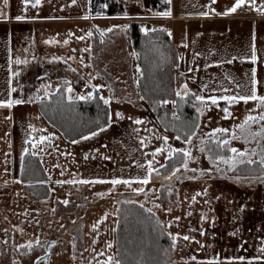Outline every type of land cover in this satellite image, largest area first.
Listing matches in <instances>:
<instances>
[{
	"label": "rangeland",
	"instance_id": "obj_1",
	"mask_svg": "<svg viewBox=\"0 0 264 264\" xmlns=\"http://www.w3.org/2000/svg\"><path fill=\"white\" fill-rule=\"evenodd\" d=\"M19 1L9 0L4 6L0 0V10L8 15L11 11L15 21L8 23L9 26L0 24V40L4 41L8 36L9 58L28 61L27 64L11 65L13 71L20 73L12 80V87L17 88L12 98L27 100L30 96H42L45 93V89L40 88L42 84L51 85L47 88L50 93L61 79L70 82L74 98L93 92V85H103L98 91L105 99L111 98L108 107L112 122L110 127H104L105 131L96 130L97 136L88 140L78 138L79 143L73 144V140H65L43 118L36 100L11 109L0 108V264H103L108 256L118 259L116 224L118 208L123 201L137 202L151 209L167 234L175 236L179 233L181 238L175 248L171 247L169 264H207L213 259H218L220 264H248V261L264 264V253L259 251L264 248V182L259 179L264 172L240 175L218 160L212 163L209 156L215 159L219 155L213 156L208 142L212 140L216 144L218 140H229L230 144L222 147L227 149L221 154L226 157L232 155L228 150L231 147L249 152L255 149L257 154L252 158L259 161L264 141L258 143L249 137L245 143L239 129H235L239 139H231V135L234 126L242 123L247 115L258 116L264 109L256 101L229 104L219 100L218 106H212L201 115L194 106H200L199 102L190 95L185 99L193 108L200 128L194 130L196 135L191 144L185 139L177 140L157 124L145 100L138 95L136 80L140 73L136 68L138 65L141 69L140 56L130 55L139 52L132 45L129 28L126 35L119 30L107 33L103 38L99 35L96 45L91 37L78 39L85 30L91 31V25L96 26L100 34L113 25H129L136 19L146 21L131 16L141 14L139 0H107L109 4L105 9L111 13L103 12V0H92L91 5L88 0H77L75 5L71 0H47L41 8L29 4L26 21H16ZM221 1H217L216 6L223 5ZM181 2L176 4L171 17L156 16L154 10L152 14H146L151 29L171 32L168 36L174 52L171 66L174 94L178 87L187 83L192 93L206 98L210 95H250L251 69L256 68L257 94L264 95V14L254 9L248 17L240 16L241 11L237 15L219 17L179 16L200 13L201 8L199 0ZM255 4L260 8L264 6V0H255ZM164 7V3L155 5V9ZM89 11L92 20H88L89 15L88 19L81 18L91 14ZM116 11L121 18L114 20ZM125 11L129 18H124ZM98 12L103 14L97 15ZM44 16L55 22L41 23L35 19ZM71 19L77 21L72 23ZM76 26L77 36L70 32ZM253 36L258 57L256 63L251 61ZM47 40L59 43H45ZM89 47L90 52L82 51ZM0 56V78H4L11 73L5 69L4 65L8 67L9 63L4 61L2 46ZM56 57L60 59H54ZM229 60L232 62L228 63ZM2 82L0 79V84ZM223 89L228 91L225 93ZM68 95L66 91V97ZM225 107L231 113L227 119L222 111ZM117 112L124 118H118ZM9 116L11 120L6 119ZM137 118L143 123H134ZM259 127V122L250 125L252 131H258ZM216 128H225L228 132L210 138L208 134ZM49 134V141L38 143L41 135ZM164 135L168 136V145L172 148L191 151L187 171L181 167L182 154L177 153L180 160L175 168L180 171L170 179L166 177L171 171H159V175L153 173L148 185L56 183L72 179L143 178L148 160H152L159 170L167 159V145H164L163 153L152 155L164 144L157 137ZM33 143L37 144L35 148H32ZM28 146L40 156L48 174L50 192L41 200L33 199L18 178L21 158ZM140 187L144 188L143 192L134 191ZM205 190L207 195L203 194ZM193 196H196L195 201ZM64 200L69 203L63 204ZM176 217L180 219L176 220ZM201 230L204 235L200 234ZM184 235L193 239L185 241ZM37 237L41 246L32 252L25 254L26 250L19 248ZM52 241L56 243L49 250ZM109 243L113 245L111 249L107 247ZM241 256L245 257L244 261L239 260Z\"/></svg>",
	"mask_w": 264,
	"mask_h": 264
},
{
	"label": "trees",
	"instance_id": "obj_2",
	"mask_svg": "<svg viewBox=\"0 0 264 264\" xmlns=\"http://www.w3.org/2000/svg\"><path fill=\"white\" fill-rule=\"evenodd\" d=\"M147 21V20H146ZM141 20H132L129 25V34L133 47L138 50L140 66L143 75L136 82L138 95L144 96L145 103L152 111L157 124L174 136L179 135L185 139L195 130L197 124L194 110L186 99L181 101L173 92L172 82V52L170 38L166 31L149 32L147 35L141 31L142 27L151 29L150 23ZM92 41L98 43L99 32L96 26L91 25ZM64 79L60 80L56 89L50 95H42L43 101L36 100V106L43 118L51 124L60 135L68 141L76 140L82 136L98 130L107 125L109 114L108 104L100 100V92L93 91V99H73L71 102L66 97V85ZM59 89V91L57 90ZM175 100L173 105L160 104L161 100ZM173 112L179 117L175 119ZM209 147L213 156L225 154L227 149L217 148L216 144L209 140ZM29 152L22 155L19 171V180L24 183L26 192L36 200L48 197L50 188L47 184L48 174L44 168L40 156H33ZM178 154L171 159H165L159 171L170 175L175 171L179 162ZM23 167V171L21 170ZM260 165L239 164L235 173L240 175L259 174ZM173 176V175H172ZM171 176V177H172ZM45 181V183H40ZM156 214L146 211V208L137 202L126 203L123 201L118 208L116 231L117 258L122 264H169V253L172 240L163 230Z\"/></svg>",
	"mask_w": 264,
	"mask_h": 264
},
{
	"label": "snow or ice",
	"instance_id": "obj_3",
	"mask_svg": "<svg viewBox=\"0 0 264 264\" xmlns=\"http://www.w3.org/2000/svg\"><path fill=\"white\" fill-rule=\"evenodd\" d=\"M22 2H23V5L25 6V12L27 11V6L29 4H31V6L33 8H35V7H37V6H39L41 4V0H35L34 3H32L31 0H22ZM3 3H4V6H7L8 3H9V0H3ZM71 3L73 5H75L77 3V0H71ZM166 3L171 4V0H166ZM212 3L213 4L216 3V0H212ZM246 3L250 4V6L253 9H255L256 11L261 12L262 14H264V6H261L260 8H257L256 4H255V0H235V2L232 4V6L228 7L223 13H216L214 8H211L210 11L212 13H215L216 15L227 16L229 14L236 13L237 10L242 8ZM88 4L91 5V0H88ZM107 7H108L107 4H103L102 5V8H107ZM102 14L103 13H100V12L97 13V15H102ZM154 15L161 16V17H171L172 12H171V9L169 8L168 10L163 11V12H156V13H154ZM199 15L208 16L209 12L202 11V12L199 13ZM88 18H89V16H85L84 17V19H88ZM124 18H129L128 17V13L126 11L124 12ZM11 19H12V17L10 15L5 13L3 10H0V20H11ZM25 19H26L25 15H17L15 17L16 21H23ZM129 27H130V25H128V24L113 25L112 27H109V28L101 31L100 35L103 38L107 33H112L114 30H119L121 33H124L126 35L127 29ZM141 31H143L147 35L150 31L151 32H156L157 29H155V28L149 29L147 27H142ZM160 31H165V30L164 29H160ZM92 35H93L92 31H89L87 33V36H89V37H91ZM168 35L171 36V32H168ZM84 38L85 37H83V36L78 37V39H80V40H83ZM54 42L55 43H59V41H54V40L45 41V43H54ZM64 43L67 44L68 41L65 40ZM183 46L187 47V44H184ZM25 51H27V49H25ZM73 51H75V50H73ZM82 51L83 52H90L91 48L90 47L89 48H85V49H82ZM130 55H132L134 57H138L139 53L132 52V53H130ZM197 55H199V54L197 53ZM54 59H60V58L56 57ZM257 59H258V57H257V51H256V47H255V36H253V44H252V49H251V61L253 63H256ZM81 62L83 63V59L81 60ZM227 62L231 63L232 61L229 60ZM8 63H9V69L8 70L11 73V75L9 76V79L7 81V83H8V98L4 99V100H0V108L11 109V108H13L16 105H22V104H25V103H32V102H34V100L43 101L44 97L39 96V95H36L35 97H31L30 96V97H28L27 100L22 99V98H12V93L17 92V88L12 87V80H13L14 77H18L20 75V73L13 71L11 65L12 64H17V65L27 64L28 61L26 59H20V58H16L15 60H13L10 57ZM85 66L87 67V65H85ZM72 71H75V69H72ZM136 71L139 72L141 75H143V72H142V70L140 69V67L138 65H137ZM189 71H192V69H189ZM256 71H257L256 68H252L251 69L252 76H251V94L250 95H243V94L221 95V96L210 95V96H208L206 98L204 95H197L195 93H192L191 90L189 89L187 83H184L183 85L178 87L176 89V91H175V95L177 97H180L181 101H183L185 99V97H188L190 95L193 96L195 101L199 102L200 106H196V105H194V106L196 107L197 113H199L201 115H203L205 110H210V108L212 106H218L219 100L227 101L229 104L239 103L240 101H243L245 104H247L248 101H256L258 106L260 108L264 109V95H258L257 94L256 85H257L258 81L256 80ZM181 75H183V73H181ZM137 83H138V81H137ZM64 84L67 86L66 87L67 93H69L67 99H68V101L71 102L74 99V97L71 95V93L73 92V88H72V86H71L69 81H64ZM50 87H51V85H43V84L40 86V88L45 89V93H44L45 96L50 95V93L47 91V88H50ZM101 87H103V85H93L92 86L93 90H98ZM204 87L207 88L208 85H204ZM57 90L59 91V89H57ZM39 91H40V89H37V92H39ZM223 91L226 93L228 91V89H223ZM93 98H94V96H93V92L92 91L88 92L87 95H79V96L75 97V99H79V100H88V99H93ZM144 98H145L144 96H140L141 100H143ZM99 99L103 100L104 104H106V105L110 104V102H111V98L105 99L103 96H100ZM209 101H210V104H209ZM159 103L160 104H169V103H171L173 105H176L177 102L175 100L169 101V100L165 99V100L159 101ZM222 111L225 114V116H224L225 119H227L231 115V113L229 112L227 107L222 109ZM116 116L118 118H120V119L124 118L123 114L119 113V112L116 113ZM173 117L175 119H179V117L176 115L175 112H173ZM6 119L7 120H11V117L10 116L6 117ZM129 119H131V117H129ZM111 122H112V116H111V114H108L107 125L109 127L111 126ZM257 122L260 123L259 130L258 131H252L251 128H250V125L252 123H257ZM134 123L142 124L143 121L137 118V119H135ZM29 127H31V125ZM194 128L195 129H199L200 125L199 124H195ZM235 129H239L240 130L241 135L243 136L245 143H248V138L249 137H251L253 140H257L258 143L260 141H264V111H262L258 116L247 115L242 123H240L238 125H235L234 129L232 131L231 139H239L240 138V137H238L236 135ZM103 131H105V128L104 127H100L99 128V132H103ZM99 132L92 131L89 135L82 136L81 139L88 140L90 138H93V137L97 136L99 134ZM226 132H228V129L216 128V129H213V131L211 133H209L208 135H209L210 138H214L217 133H226ZM195 135H196V131H192L190 135L186 136L185 142L191 144L192 137L195 136ZM157 138L158 139H162L164 144H162L161 147L155 149V152L152 153L153 157H155L157 154L163 153L165 151L164 145H167V154H168L167 158L171 159L177 153L182 154L183 162H182L181 167L187 171L188 168H189L188 161H189V159L192 158L191 151L187 150V149H183V148H172L171 145H168V136H166V135H164L162 137H157ZM180 138L181 137L179 135L176 136L177 140H179ZM30 139H34V138L30 137ZM50 139H51V134H49L47 136L41 135L40 138H39L38 143L42 144L45 141H49ZM27 142L28 141H26V143ZM72 143L76 144V143H79V141L73 140ZM141 143L143 144L144 141H141ZM229 144H230L229 140H218V141H216V147L218 149L221 148V147H224V146H228ZM36 146H37L36 143L32 144V148H35ZM228 150L232 153L231 156H227L226 157L224 155H219L215 159H213V157L210 155L209 156L210 161L212 163H216L217 160H218L220 163L229 165L230 169H235L238 164H245V165L257 164V161L252 158L253 156H255L257 154L255 149H253V150H251V152H249L248 149H245V150L241 151V150H239V149H237L235 147H231ZM201 151H204V149L201 148ZM24 152L25 153L29 152V149L25 148ZM31 154L33 156L37 155V153L35 151H32ZM259 157L260 158H259L258 163L260 165L261 171L264 172V146L261 147V150H260V153H259ZM85 159H88L87 155H85ZM105 159H110V157H105ZM138 167H143V165H138ZM160 167L163 168V167H165V165L161 164ZM21 170L23 171V167H22ZM179 171H180V168H176L172 175L173 176L176 175V173H178ZM192 171L195 172L196 169H192ZM153 173H156L157 175H159V170L156 169L153 166V161L152 160H148L147 161L146 175L143 178H138L136 180H132V179H117V178H113L111 180H104V179H97V180L81 179V180H76V179H72V180H69V181L58 180V181H56V183L57 184L69 183V184H74V185L75 184L91 185V184H96V183H99V184L109 183V184H111L113 186L121 185V184L127 185V186H131L133 183H138L140 185H148L150 183L151 179H152ZM170 178L171 177H166V179H170ZM237 179H239V177H237ZM259 179H260L261 182H264V176H261ZM40 183H45V181H40ZM134 191L143 192L144 188L143 187L136 188V189H134ZM203 194L207 195V190H205ZM97 195L103 196L104 194L103 193H98ZM196 195L197 196L201 195V193H196ZM195 199H196V196H193L192 200L195 201ZM62 203L67 205L69 203V201L68 200H64V201H62ZM126 203H133V201H126ZM141 207H143V205H141ZM157 207H159V205H157ZM53 211H55V209H53ZM146 211L151 212L152 210L151 209H146ZM169 211H171L170 208H169ZM189 215H191V213H189ZM179 219H180V217H176V220H179ZM202 219H207V217L206 216H202ZM157 223H159V221H157ZM169 226H171V225H169ZM21 231H23V230L21 229ZM200 234L204 235V231L201 230ZM168 235L172 238L171 247L175 248L177 240L181 238L179 233H177L175 236H173L172 233H168ZM233 235H235V233H233ZM182 239L185 240V241H189V240H191L193 238L188 236V235H184L182 237ZM55 243H56V241H52L51 242V244L49 245V250H51V247L53 245H55ZM197 243H199V242L197 241ZM37 246H41V241H40V239L38 237L35 239V241H31L30 240L26 244L19 245V248L25 249L26 250L25 254H27L29 252H32L34 250V248L37 247ZM112 246H113L112 243H109L107 245V247L109 249H111ZM73 247H75V245H73ZM201 247H203V245H201ZM259 251L264 253V248L259 249ZM101 255H103V253H101ZM192 259L195 260L196 258L192 257ZM255 259L259 260L260 257H256ZM239 260L240 261H244L245 257L241 256V257H239ZM14 264H16V262H14ZM103 264H122V261L120 259H116L113 256H108L107 259L103 262ZM141 264H142V262H141ZM207 264H220V261L218 259H213V260L207 261ZM248 264H252V261H248Z\"/></svg>",
	"mask_w": 264,
	"mask_h": 264
},
{
	"label": "crops",
	"instance_id": "obj_4",
	"mask_svg": "<svg viewBox=\"0 0 264 264\" xmlns=\"http://www.w3.org/2000/svg\"><path fill=\"white\" fill-rule=\"evenodd\" d=\"M33 1H35V0H33ZM135 1H138V0H135ZM182 1H184V0H182ZM199 1L201 2V8L199 9L200 12H202V11L209 12L208 16H201V15H199V13H196V14L195 13L194 14H192V13H182V14H178V15L179 16H198V17H212L213 15L214 16H218V17L219 16H224V15H216L215 13H212L210 11V9L214 8L216 13H223L228 7H231L232 4L235 2V0H222L221 2L223 3V5L216 6L217 5V1H219V0H216V3H214V4L212 3V0H199ZM19 2H20L19 6L17 7V11H19V12L17 14H15V16L16 15H25L27 17L29 14L25 13V6L23 5L22 0H20ZM46 2H47V0H41V4L38 7L41 8L42 4H45ZM103 2H104V4L105 3L109 4V3H107L108 2L107 0L106 1L103 0ZM139 2H140L141 14H136V15L134 14V15H131V16H135L136 18H143V19L145 18L147 20L148 15L152 14L153 10L157 11V12H163V11H166V10H168L170 8L171 12L173 13L174 12V8L177 7L176 4L180 3L181 0H171V4L166 3V0H139ZM91 3H92V0H91ZM156 3H164L165 7L163 9L162 8L155 9ZM181 4H182V2H181ZM28 6H27V8H28ZM102 9L104 10L103 12H105V13H111V12H108L105 8H102ZM253 10L254 9L250 6V4L246 3L242 8L238 9L236 13H232V14H229V15H237L238 12L241 11L240 16L248 17V16H252ZM22 12H24V13H22ZM90 12L91 11H89V13ZM248 12H251V13H248ZM114 13H116V15H114V16L118 17V18L113 17L114 20H117V19L121 18V16L118 15L119 12L116 11ZM146 14H148V15H146ZM88 15L91 16V18H89L88 20H90V19L92 20V12H91V14H88V13L85 14V16H88ZM229 15H227V16H229ZM10 16H11V11H10ZM45 18H46V16L41 17V18H36L35 17V19L36 20L39 19L38 22L40 21L41 23L47 22V21L48 22H55L54 21L55 19H48L47 20ZM81 18H84V17H81ZM136 20H138V19H136ZM25 21H26V19H25ZM57 21H59V19ZM70 21L73 23V22H76L77 20L71 19ZM148 21L150 22V20H148ZM2 23H4L5 25L9 26L12 23H15V21L13 19H11V20H0V24H2ZM8 23H11V24H8ZM150 24H151V22H150ZM5 30L6 29H4V31ZM70 32H72L73 35L77 36L78 35L77 26H76V28L75 27L71 28ZM87 33H88V29H87V32L85 30V34L83 33L82 36L89 37V36H87ZM75 36H74V39H75ZM7 38H8V36H7ZM7 38H5L4 41L0 40V46H2V48L5 49V60H4L5 63H8V61H9V57H8L9 53H7V49H9V41H8L9 39H7ZM0 59H1V56H0ZM4 66H5V69H6L7 73L9 74V70H8L9 66L8 65H7L8 67H6V65H4ZM8 76L6 74L4 76V78H0V79L3 80V82L0 84V100H4V99L8 98V83H7V81H8L7 77Z\"/></svg>",
	"mask_w": 264,
	"mask_h": 264
},
{
	"label": "water",
	"instance_id": "obj_5",
	"mask_svg": "<svg viewBox=\"0 0 264 264\" xmlns=\"http://www.w3.org/2000/svg\"><path fill=\"white\" fill-rule=\"evenodd\" d=\"M173 174V173H172ZM172 174L170 175V177L172 176ZM46 246H47V244H46Z\"/></svg>",
	"mask_w": 264,
	"mask_h": 264
}]
</instances>
